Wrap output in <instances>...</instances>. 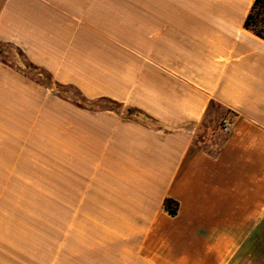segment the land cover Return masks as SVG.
Instances as JSON below:
<instances>
[{
	"label": "crops",
	"instance_id": "crops-1",
	"mask_svg": "<svg viewBox=\"0 0 264 264\" xmlns=\"http://www.w3.org/2000/svg\"><path fill=\"white\" fill-rule=\"evenodd\" d=\"M253 2L0 0V264H262Z\"/></svg>",
	"mask_w": 264,
	"mask_h": 264
},
{
	"label": "rangeland",
	"instance_id": "rangeland-1",
	"mask_svg": "<svg viewBox=\"0 0 264 264\" xmlns=\"http://www.w3.org/2000/svg\"><path fill=\"white\" fill-rule=\"evenodd\" d=\"M13 49H10L8 46L6 45H0V57L9 60V61H13L14 60V54H13ZM24 65L27 67V70H29L30 73H35L36 76L43 82L45 83H49L51 82L50 77L48 76V74L42 72V71H34L33 68L28 67V64L24 62ZM55 89L59 92H61L62 94H64L66 97L71 98L73 100H82L83 97L81 96V94L73 87L71 86H58L55 85ZM213 111H217L219 108L215 105L212 107ZM261 250H260V257L262 259V264H264V234H261ZM249 251L245 252V256L246 258L248 256L251 255H247ZM251 252V251H250ZM247 263V261H246ZM249 264H252V262H250Z\"/></svg>",
	"mask_w": 264,
	"mask_h": 264
},
{
	"label": "trees",
	"instance_id": "trees-1",
	"mask_svg": "<svg viewBox=\"0 0 264 264\" xmlns=\"http://www.w3.org/2000/svg\"><path fill=\"white\" fill-rule=\"evenodd\" d=\"M244 27L264 39V0H254L244 20ZM170 202L171 201L167 199L165 201V206L171 213H174L175 208L170 207Z\"/></svg>",
	"mask_w": 264,
	"mask_h": 264
},
{
	"label": "built area",
	"instance_id": "built-area-1",
	"mask_svg": "<svg viewBox=\"0 0 264 264\" xmlns=\"http://www.w3.org/2000/svg\"><path fill=\"white\" fill-rule=\"evenodd\" d=\"M230 127H231L230 122H227V121L223 122V124H222L223 131H225V132L228 131Z\"/></svg>",
	"mask_w": 264,
	"mask_h": 264
}]
</instances>
